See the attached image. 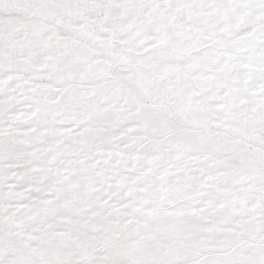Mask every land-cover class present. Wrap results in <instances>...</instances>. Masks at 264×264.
<instances>
[{
  "label": "snow or ice",
  "instance_id": "6c2138e0",
  "mask_svg": "<svg viewBox=\"0 0 264 264\" xmlns=\"http://www.w3.org/2000/svg\"><path fill=\"white\" fill-rule=\"evenodd\" d=\"M0 264H264V0H0Z\"/></svg>",
  "mask_w": 264,
  "mask_h": 264
}]
</instances>
